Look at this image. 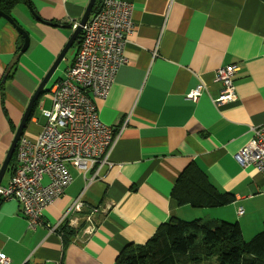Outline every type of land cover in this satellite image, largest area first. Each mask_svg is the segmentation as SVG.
Returning a JSON list of instances; mask_svg holds the SVG:
<instances>
[{
	"label": "crops",
	"instance_id": "1",
	"mask_svg": "<svg viewBox=\"0 0 264 264\" xmlns=\"http://www.w3.org/2000/svg\"><path fill=\"white\" fill-rule=\"evenodd\" d=\"M89 1L20 0L8 13L0 0V9L29 35L23 51L22 34L0 15V169L32 95ZM126 1L133 5L134 23L126 61L109 95L92 96L102 121L121 131L112 164L94 179L93 170L84 178L69 166L72 183L35 229L21 203L0 200V252L8 264H115L125 246L144 244L161 224L177 218L237 222L246 240L263 228L264 176L244 168L234 155L251 139V126L264 124V1ZM72 47L43 89L41 96L48 92L50 99L38 98L23 136L35 139L46 123L36 110L52 105L51 88L73 63L78 42ZM229 64L238 65L237 99L218 104L214 99L223 84L216 70ZM196 88H201L198 99L188 98ZM190 163L234 200L215 207L179 204L171 192ZM12 175L8 166L0 185H8ZM78 197L84 202L81 211L72 207ZM109 201L114 202L109 213L91 221L93 231L79 233L85 217Z\"/></svg>",
	"mask_w": 264,
	"mask_h": 264
},
{
	"label": "built area",
	"instance_id": "2",
	"mask_svg": "<svg viewBox=\"0 0 264 264\" xmlns=\"http://www.w3.org/2000/svg\"><path fill=\"white\" fill-rule=\"evenodd\" d=\"M132 3L126 0H100L82 26L81 40L73 63L63 78L51 88L52 107L42 109L46 123L35 139L21 136L16 146V168L8 185H0V200L16 199L21 203L30 228L42 224L46 208L62 196L72 183L69 165L87 172L92 179L100 169L110 165V155L119 134L102 121L94 98H106L115 82L119 67L125 63L124 48L134 29ZM78 21L72 23L76 29ZM237 64L223 65L216 70V79L223 84L218 104L237 99L235 74ZM201 88L193 89L188 98L197 100ZM252 137L234 155L244 167H254L264 176V124L251 126ZM84 202L73 203L81 211ZM114 202L99 204L84 219L79 233L89 235L93 219L108 214ZM243 213V209L239 210ZM9 258L0 252V264Z\"/></svg>",
	"mask_w": 264,
	"mask_h": 264
},
{
	"label": "trees",
	"instance_id": "3",
	"mask_svg": "<svg viewBox=\"0 0 264 264\" xmlns=\"http://www.w3.org/2000/svg\"><path fill=\"white\" fill-rule=\"evenodd\" d=\"M18 2L20 0H4V10L9 13L10 7ZM99 6L100 0H97L93 9ZM80 40L81 34L75 43L80 44ZM38 103L39 100L29 120ZM9 168L14 173L16 151ZM171 194L179 204L195 207L223 206L235 198L233 193L218 189L195 163L181 172ZM61 233L66 235L64 231ZM115 264H264V222L263 228L246 240L237 222L218 218L171 219L161 224L144 244L125 246Z\"/></svg>",
	"mask_w": 264,
	"mask_h": 264
},
{
	"label": "water",
	"instance_id": "4",
	"mask_svg": "<svg viewBox=\"0 0 264 264\" xmlns=\"http://www.w3.org/2000/svg\"><path fill=\"white\" fill-rule=\"evenodd\" d=\"M97 0H90L88 3V6L81 18V20L79 21V25L78 27L73 31L72 35L70 36L69 40L67 41V43L65 44L64 48L62 49V51L59 53L56 61L54 62V64L51 66V68L49 69V71L46 73L45 77L42 79L40 85L38 86V88L36 89V91L34 92V94L32 95L31 99H30V103L27 106V109L24 113V116L21 120V123L19 124L16 133L14 135L13 141L11 143V146L8 150V153L6 155V158L4 160V163L0 169V183L2 180V177L5 173V171L7 170L9 163L12 159V156L15 152L17 143L19 138L23 135V131L24 128L27 125V122L33 112V109L35 107L36 102L38 101V98L41 96V94L43 93V89L46 85V83L50 80V78L52 77L53 73L55 72V70L57 69V67L59 66L60 62L63 60V58L65 57L67 51L73 46V44L75 43V41L77 40L78 36L80 35L81 31H82V26L85 24V22L87 21L89 15L91 14V12L93 11V7L95 5ZM28 3L30 4V0H28ZM0 15L4 16L5 18L9 19L10 21H12V23L14 25H16L17 30L20 32V34H22L23 38H24V43L22 46V50H26L29 46V35L28 33L20 26H17L16 22L13 20V18L8 15L6 12L2 11L0 9ZM38 18V17H37ZM62 26V25H60Z\"/></svg>",
	"mask_w": 264,
	"mask_h": 264
},
{
	"label": "rangeland",
	"instance_id": "5",
	"mask_svg": "<svg viewBox=\"0 0 264 264\" xmlns=\"http://www.w3.org/2000/svg\"><path fill=\"white\" fill-rule=\"evenodd\" d=\"M73 49V47L70 49V51ZM50 94H48V92L47 93H44L42 96H41V100L43 101V100H45V98H49L50 99ZM52 107V105H51V101H49L48 103H47V109L49 108H51ZM35 114H37V117H38V119H39V121H40V123H43V122H46V118L43 116V114H42V111H41V109H39V107H38V109L36 110V113ZM70 166V168H72L73 167V165H69ZM74 168L75 169H78L76 166H74ZM77 171H80L81 173H82V175L84 176V170H80V169H78ZM89 173L87 172L86 173V175L84 176V178H88L89 177ZM191 220H193V219H191Z\"/></svg>",
	"mask_w": 264,
	"mask_h": 264
}]
</instances>
